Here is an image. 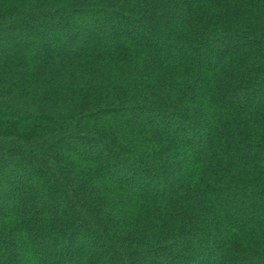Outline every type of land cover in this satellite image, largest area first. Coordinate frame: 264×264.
<instances>
[{
	"label": "trees",
	"instance_id": "1",
	"mask_svg": "<svg viewBox=\"0 0 264 264\" xmlns=\"http://www.w3.org/2000/svg\"><path fill=\"white\" fill-rule=\"evenodd\" d=\"M176 260L264 264V0H0V264Z\"/></svg>",
	"mask_w": 264,
	"mask_h": 264
},
{
	"label": "rangeland",
	"instance_id": "2",
	"mask_svg": "<svg viewBox=\"0 0 264 264\" xmlns=\"http://www.w3.org/2000/svg\"><path fill=\"white\" fill-rule=\"evenodd\" d=\"M210 240H213V239H210ZM197 242H199V241H196V245L199 244V243H197ZM203 250H204L203 247L196 246V251H200V252H202ZM174 264H187V263H184V262L181 261V260H176V261L174 262Z\"/></svg>",
	"mask_w": 264,
	"mask_h": 264
}]
</instances>
